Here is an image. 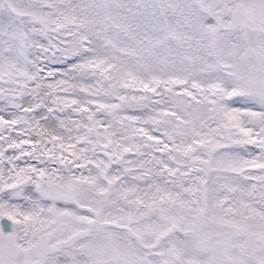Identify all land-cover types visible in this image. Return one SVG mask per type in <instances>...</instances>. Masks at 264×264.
I'll use <instances>...</instances> for the list:
<instances>
[{
	"label": "snow or ice",
	"instance_id": "6c2138e0",
	"mask_svg": "<svg viewBox=\"0 0 264 264\" xmlns=\"http://www.w3.org/2000/svg\"><path fill=\"white\" fill-rule=\"evenodd\" d=\"M0 264H264V0H0Z\"/></svg>",
	"mask_w": 264,
	"mask_h": 264
}]
</instances>
